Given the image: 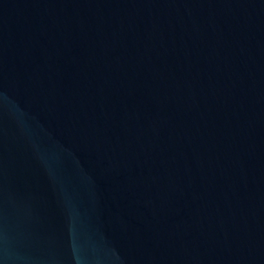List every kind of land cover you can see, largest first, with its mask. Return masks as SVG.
I'll list each match as a JSON object with an SVG mask.
<instances>
[{
    "label": "water",
    "instance_id": "1",
    "mask_svg": "<svg viewBox=\"0 0 264 264\" xmlns=\"http://www.w3.org/2000/svg\"><path fill=\"white\" fill-rule=\"evenodd\" d=\"M0 264H264V0H0Z\"/></svg>",
    "mask_w": 264,
    "mask_h": 264
}]
</instances>
